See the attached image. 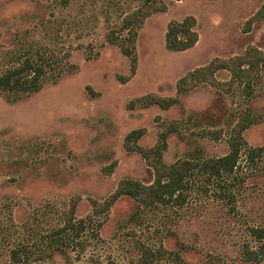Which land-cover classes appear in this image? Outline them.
Returning a JSON list of instances; mask_svg holds the SVG:
<instances>
[{
  "label": "rangeland",
  "instance_id": "obj_1",
  "mask_svg": "<svg viewBox=\"0 0 264 264\" xmlns=\"http://www.w3.org/2000/svg\"><path fill=\"white\" fill-rule=\"evenodd\" d=\"M162 1L165 10L136 28L133 71L106 36L119 33L122 18L143 0H0V72L33 55L45 61L47 75L28 97L0 95V227L7 237H0V264H10V248L40 239L37 231L53 233L71 208L85 231L59 234L44 264H135L145 248L155 254L149 264H254L247 250L257 245L250 227L264 226V150L252 161L246 151L264 146V62L249 87L225 69L214 73L224 88L202 83L178 94L176 82L214 58L264 50V19H253L263 0ZM187 15L196 19L197 42L167 49L168 23ZM147 93L177 100L168 108H128ZM246 111V148L224 189L198 169L180 205L145 206L122 195L93 215V202L121 180L154 179L144 157L126 148L130 131L143 128L137 145L158 146L166 164L201 161L227 153Z\"/></svg>",
  "mask_w": 264,
  "mask_h": 264
},
{
  "label": "trees",
  "instance_id": "obj_2",
  "mask_svg": "<svg viewBox=\"0 0 264 264\" xmlns=\"http://www.w3.org/2000/svg\"><path fill=\"white\" fill-rule=\"evenodd\" d=\"M165 8L162 0H143L141 5L122 18L118 27L119 33L113 31L107 33L108 42L117 45L121 52L127 56L131 66H133V71L136 62V28L140 27L149 15L157 11H164ZM253 19H264V0L254 14ZM195 25L196 19L192 15H187L180 21H170L165 31L166 48L172 51H184L194 46L198 40V33L194 29ZM123 32L126 33L123 35ZM44 62L39 61L33 55L16 57L11 66L0 72V95H3L8 101H14L39 91L47 76L46 63ZM263 62L264 50H259L255 46H249L243 53L228 58H214L208 64L197 67L179 78L176 82V92L181 94L202 83L224 88L225 83L217 81L214 77V73L221 69L229 71L232 79H241L244 81V86L249 87ZM73 68L74 65H70V69ZM66 70L63 66L59 67L56 77ZM176 100L175 97L171 96L165 97L155 93H147L132 99L127 106L134 109L156 104L161 108H168L175 104ZM250 124L251 119L247 111L238 117L227 139V153L221 156L207 157L201 161L183 158L170 164L162 161L158 146L142 148L137 145L138 139L144 133L143 128L130 131L126 136V148L137 151L144 157L154 171V179L150 184H143L131 178L121 180L117 188L103 201L93 202V215L108 211L116 199L122 195H128L145 206L159 203L180 205L185 200L184 191L187 189L188 180L193 172L198 169H202L209 177L217 179V186L224 189L230 183L229 177H232L237 169L241 149L246 148L242 132ZM263 150L264 146L249 147L246 151V159L248 161L254 160V158L260 156ZM85 228V220L75 219L71 208L65 215L61 226L53 233L41 234L37 231L35 236L37 234L42 235L40 239H31L33 240L31 243H22L10 248L8 250L9 263L30 264V260L35 262L33 264L49 262L51 253L54 250L52 244L56 243V237L61 239L59 234H63L67 238H74L83 233ZM249 230L250 234L257 240L256 247L250 251L247 250L249 259L254 264H264V226H252ZM5 235V231L0 227V237L3 240L7 238ZM32 238H34V235ZM46 238H48L47 241ZM161 255L162 252H159L158 257ZM33 257L34 259H31ZM154 257L155 254L150 249L145 248L140 260L135 264H149Z\"/></svg>",
  "mask_w": 264,
  "mask_h": 264
}]
</instances>
